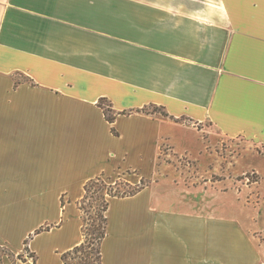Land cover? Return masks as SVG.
<instances>
[{"label": "crops", "instance_id": "0c3cea01", "mask_svg": "<svg viewBox=\"0 0 264 264\" xmlns=\"http://www.w3.org/2000/svg\"><path fill=\"white\" fill-rule=\"evenodd\" d=\"M234 138L264 192V0H0V248L35 257L0 264H62L98 176L141 186L110 199L101 264H264V199L206 181Z\"/></svg>", "mask_w": 264, "mask_h": 264}, {"label": "rangeland", "instance_id": "374dc122", "mask_svg": "<svg viewBox=\"0 0 264 264\" xmlns=\"http://www.w3.org/2000/svg\"><path fill=\"white\" fill-rule=\"evenodd\" d=\"M104 109L107 108L106 104H103ZM150 111L151 108H150ZM111 115V113H108ZM153 114H159V110H157L156 113ZM210 148H208L209 150ZM247 149H251L253 151V148L248 144V142H245L243 139L240 138H234V139H228L224 140L222 143L218 144L215 148L216 152V159L215 162L217 165H221L222 169H220L218 172L211 173L208 172V176L206 181H208V187L214 186V182H221L223 183V189H231L236 192L238 191V195L242 192V200L245 204H251L254 200L253 198L257 199H264V192L259 189L258 184H260V180H258L257 175L253 170L248 171H242V172H234L236 170L235 165L239 163L240 165H244L242 163H248L250 162L249 159H242L241 155L243 152ZM255 152V149H254ZM260 153V152H259ZM158 165H165L168 169L167 172H169L170 176L175 175L177 177H184L186 178V181L189 183H197L199 184L201 182L200 175L201 173L196 172V170L192 167V165L186 160V159H177V158H166V157H160L158 161ZM173 171V172H172ZM117 180L116 178L109 179L108 184L111 183L112 186V192L119 193V194H128L132 193L134 190L138 187H141L140 185L136 187H127V186H113V182ZM256 182L258 184H256ZM264 186L261 183V188ZM88 202H91L92 208H88L87 204L84 205L86 210H88L87 214L91 218L89 220L88 225L86 228L91 229L90 224H92V221L94 220V207L96 206L97 202L93 201L92 199H89ZM254 215L258 218L259 214L257 212L254 213ZM87 218V217H85Z\"/></svg>", "mask_w": 264, "mask_h": 264}, {"label": "trees", "instance_id": "16d2710c", "mask_svg": "<svg viewBox=\"0 0 264 264\" xmlns=\"http://www.w3.org/2000/svg\"><path fill=\"white\" fill-rule=\"evenodd\" d=\"M29 80V79H27ZM30 81V80H29ZM103 104H106L107 108L104 109ZM98 105L103 109L106 120L112 124L114 117L109 115L111 113L110 104L105 99H100L98 101ZM150 108L152 111H150ZM159 110V114L161 116H166L163 112L162 108H158L155 106H149L138 110L139 113L144 114H153ZM112 133L116 134L113 128H111ZM109 179L104 178L103 176H98L94 179L89 180L84 185V195L81 201L79 202V210L81 212L82 217V241L72 248L71 250L63 253L61 255L62 264H101V243L105 237L107 219H106V211L109 205V201L113 197H123L127 195H131L139 190L140 187L133 189L132 193L128 194H119L112 192L111 183L108 184ZM113 186H127L131 187L121 179H117L113 182ZM89 199L96 201L97 204L94 207V220L92 224H90L91 229L86 228L89 220L91 218L88 216L86 208L84 205L87 204L88 208H92L91 202H88ZM87 217V218H85ZM88 221V222H87ZM28 253L31 256L32 261L34 262L35 257L33 254L29 253L27 248H24L23 254ZM5 254L9 258L16 257L17 259L24 260L23 254H19L14 256L12 253L7 251L6 249L0 248V255Z\"/></svg>", "mask_w": 264, "mask_h": 264}, {"label": "built area", "instance_id": "2783aa9c", "mask_svg": "<svg viewBox=\"0 0 264 264\" xmlns=\"http://www.w3.org/2000/svg\"><path fill=\"white\" fill-rule=\"evenodd\" d=\"M23 259L26 260V261H32V258H31V256H29L28 253L23 254Z\"/></svg>", "mask_w": 264, "mask_h": 264}]
</instances>
